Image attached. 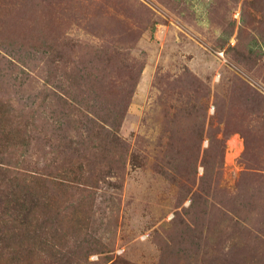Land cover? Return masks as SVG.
Wrapping results in <instances>:
<instances>
[{
	"label": "rangeland",
	"instance_id": "374dc122",
	"mask_svg": "<svg viewBox=\"0 0 264 264\" xmlns=\"http://www.w3.org/2000/svg\"><path fill=\"white\" fill-rule=\"evenodd\" d=\"M0 264H264V0H0Z\"/></svg>",
	"mask_w": 264,
	"mask_h": 264
},
{
	"label": "bare ground",
	"instance_id": "6f19581e",
	"mask_svg": "<svg viewBox=\"0 0 264 264\" xmlns=\"http://www.w3.org/2000/svg\"><path fill=\"white\" fill-rule=\"evenodd\" d=\"M238 142V141H237ZM235 149V148H234ZM235 155V154H234Z\"/></svg>",
	"mask_w": 264,
	"mask_h": 264
}]
</instances>
